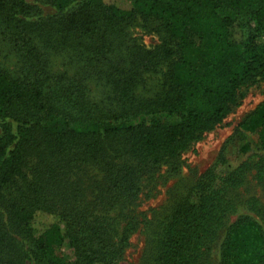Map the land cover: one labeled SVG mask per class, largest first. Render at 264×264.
<instances>
[{
    "label": "trees",
    "instance_id": "1",
    "mask_svg": "<svg viewBox=\"0 0 264 264\" xmlns=\"http://www.w3.org/2000/svg\"><path fill=\"white\" fill-rule=\"evenodd\" d=\"M133 1L0 0V264H121L146 220L144 180L165 164L174 172L242 88L264 79V0ZM140 22L159 34L155 46L130 32ZM153 74L157 88L146 90ZM91 77L109 88L103 104ZM236 132L246 139L236 159L221 154L195 198L160 221L153 264H211L220 240L221 264H264V222L244 213L228 223L248 172L258 168L264 182V100ZM83 164L104 171L108 193L84 185ZM61 183L74 192L63 195ZM54 187L62 196L48 195ZM247 202L264 218L258 196ZM40 211L59 219L39 230ZM65 221L75 259L63 252Z\"/></svg>",
    "mask_w": 264,
    "mask_h": 264
},
{
    "label": "rangeland",
    "instance_id": "2",
    "mask_svg": "<svg viewBox=\"0 0 264 264\" xmlns=\"http://www.w3.org/2000/svg\"><path fill=\"white\" fill-rule=\"evenodd\" d=\"M107 1L114 2L125 9H131L134 4L133 0ZM242 16L248 19L249 29L256 25V21L251 12H244ZM130 29V32L134 36H137L149 47L155 46L160 41L159 34L146 30L141 22ZM13 61L15 60L8 62L9 65L15 66ZM57 61V67L59 70L63 71L64 59L59 58ZM71 67L74 69L72 71L75 72L78 69V64L72 62ZM88 83L91 89V98L103 104L104 99L107 100L109 96L108 86L103 82L99 83L96 77H91ZM157 83L158 78L156 74L149 75L146 90L154 91L157 88ZM263 100L264 79L256 84L242 88L238 103L233 106L232 111L224 122L215 129L208 131L203 138L185 150L182 156L179 158L176 157V169L174 172L168 167V164H165L161 169V173L156 175L151 184L147 178L144 180L147 186L141 194L140 199H138L137 210L139 214H142V218L146 220L143 221L141 228L132 235L131 242L126 248L121 264H153L155 254L154 233L158 229L157 227L160 221L171 214L180 201L190 197L195 198L196 192L193 188L200 181L203 174L218 161L221 154H224L230 160L236 159L239 155L238 152L240 148L246 140L244 135L236 132L237 127L241 121L254 113L257 106ZM125 140L126 138L123 136L118 138L116 142H109L108 148L112 146L110 149L114 150L115 147L124 145ZM96 162L101 166L103 165L104 168L102 161L99 160ZM77 170L82 173L80 177L83 179L82 181L85 186H88L90 182H93V186L96 182H100L97 186L102 191V196L104 191L108 193L107 188L104 187L106 180H101L105 173L98 166L83 164L82 166H77ZM258 172V168L250 170L247 174L245 184L239 188V190L232 192L235 196L234 198H236L239 203L237 209L230 214L228 223L233 222L238 216L244 213H249L264 222L263 215L260 213L259 209L254 207L250 202H247L251 196H258L261 201L259 206L264 207V182L259 180L257 176ZM62 176L63 174H61L60 180ZM61 185L60 189L66 193L63 194L66 197L74 192L72 189L70 191L68 186L64 183H61ZM50 186L52 187L51 184ZM57 189L59 188H52L48 195L51 198L62 196L60 195L62 192ZM91 197H93V193L88 191L87 199L90 200ZM53 206L60 210L65 208L63 204ZM58 219L56 215L40 211L36 216V227L41 230L49 223ZM67 224L68 222L66 221L62 224L66 231L63 252L67 257L75 259L76 250L67 233ZM220 252L221 240L215 246L211 264H221Z\"/></svg>",
    "mask_w": 264,
    "mask_h": 264
}]
</instances>
